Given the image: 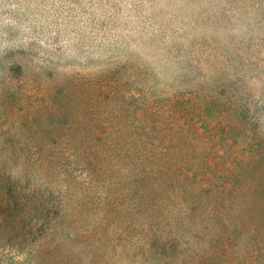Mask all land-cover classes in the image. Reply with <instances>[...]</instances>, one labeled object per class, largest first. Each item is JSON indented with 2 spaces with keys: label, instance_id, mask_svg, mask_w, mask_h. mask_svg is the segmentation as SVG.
I'll list each match as a JSON object with an SVG mask.
<instances>
[{
  "label": "rangeland",
  "instance_id": "374dc122",
  "mask_svg": "<svg viewBox=\"0 0 264 264\" xmlns=\"http://www.w3.org/2000/svg\"><path fill=\"white\" fill-rule=\"evenodd\" d=\"M0 264H264V0H0Z\"/></svg>",
  "mask_w": 264,
  "mask_h": 264
},
{
  "label": "trees",
  "instance_id": "16d2710c",
  "mask_svg": "<svg viewBox=\"0 0 264 264\" xmlns=\"http://www.w3.org/2000/svg\"><path fill=\"white\" fill-rule=\"evenodd\" d=\"M10 232H6V235H8ZM4 237H7V236H4ZM30 261L32 262L33 260L30 258Z\"/></svg>",
  "mask_w": 264,
  "mask_h": 264
}]
</instances>
